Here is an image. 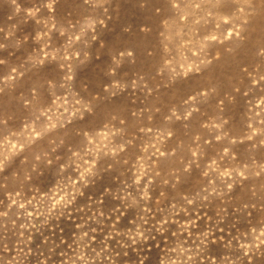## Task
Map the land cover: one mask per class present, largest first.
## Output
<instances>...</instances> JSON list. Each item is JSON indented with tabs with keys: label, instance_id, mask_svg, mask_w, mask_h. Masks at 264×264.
Returning <instances> with one entry per match:
<instances>
[{
	"label": "rangeland",
	"instance_id": "rangeland-1",
	"mask_svg": "<svg viewBox=\"0 0 264 264\" xmlns=\"http://www.w3.org/2000/svg\"><path fill=\"white\" fill-rule=\"evenodd\" d=\"M0 264H264V0H0Z\"/></svg>",
	"mask_w": 264,
	"mask_h": 264
}]
</instances>
